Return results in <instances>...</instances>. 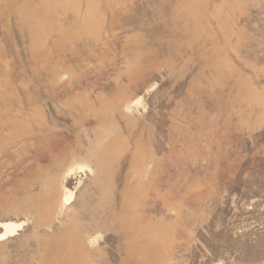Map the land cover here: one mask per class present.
Wrapping results in <instances>:
<instances>
[{
    "label": "rangeland",
    "instance_id": "rangeland-1",
    "mask_svg": "<svg viewBox=\"0 0 264 264\" xmlns=\"http://www.w3.org/2000/svg\"><path fill=\"white\" fill-rule=\"evenodd\" d=\"M8 222L0 264H264V0H0Z\"/></svg>",
    "mask_w": 264,
    "mask_h": 264
},
{
    "label": "bare ground",
    "instance_id": "bare-ground-1",
    "mask_svg": "<svg viewBox=\"0 0 264 264\" xmlns=\"http://www.w3.org/2000/svg\"><path fill=\"white\" fill-rule=\"evenodd\" d=\"M72 201V195H68L64 198V203L69 204ZM22 227V223L14 224V223H2L0 224V241L5 240L9 237H13L20 231Z\"/></svg>",
    "mask_w": 264,
    "mask_h": 264
}]
</instances>
